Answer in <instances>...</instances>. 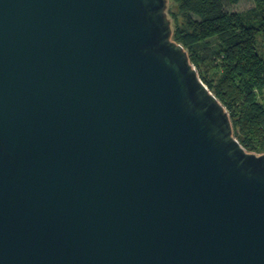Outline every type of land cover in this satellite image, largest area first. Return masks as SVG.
Instances as JSON below:
<instances>
[{"label": "water", "instance_id": "water-1", "mask_svg": "<svg viewBox=\"0 0 264 264\" xmlns=\"http://www.w3.org/2000/svg\"><path fill=\"white\" fill-rule=\"evenodd\" d=\"M167 7L0 0V264H264V153Z\"/></svg>", "mask_w": 264, "mask_h": 264}, {"label": "trees", "instance_id": "trees-1", "mask_svg": "<svg viewBox=\"0 0 264 264\" xmlns=\"http://www.w3.org/2000/svg\"><path fill=\"white\" fill-rule=\"evenodd\" d=\"M168 2L173 40L227 108L235 137L264 153V0L242 11L230 8L241 0Z\"/></svg>", "mask_w": 264, "mask_h": 264}, {"label": "rangeland", "instance_id": "rangeland-1", "mask_svg": "<svg viewBox=\"0 0 264 264\" xmlns=\"http://www.w3.org/2000/svg\"><path fill=\"white\" fill-rule=\"evenodd\" d=\"M167 2H168V0H167ZM252 6H253V0H241V2L239 4L230 5V8L233 10L242 11V10H246ZM168 7H169V2H168ZM168 7H167V14H168ZM168 16H169V14H168ZM169 19H170V17H169ZM170 21H171V19H170ZM215 44L216 43H213L212 45H210V46H212L211 48H213V46H215Z\"/></svg>", "mask_w": 264, "mask_h": 264}]
</instances>
